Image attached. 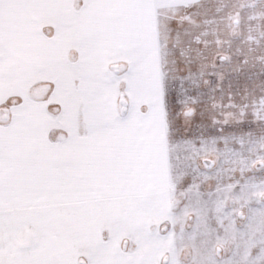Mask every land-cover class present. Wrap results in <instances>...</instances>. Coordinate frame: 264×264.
Here are the masks:
<instances>
[{
    "label": "snow or ice",
    "instance_id": "obj_1",
    "mask_svg": "<svg viewBox=\"0 0 264 264\" xmlns=\"http://www.w3.org/2000/svg\"><path fill=\"white\" fill-rule=\"evenodd\" d=\"M0 264H264V0H0Z\"/></svg>",
    "mask_w": 264,
    "mask_h": 264
}]
</instances>
